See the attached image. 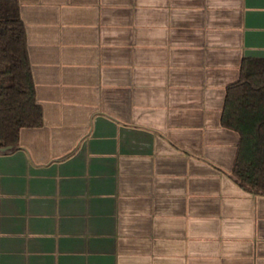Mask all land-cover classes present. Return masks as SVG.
<instances>
[{"label":"crops","instance_id":"1","mask_svg":"<svg viewBox=\"0 0 264 264\" xmlns=\"http://www.w3.org/2000/svg\"><path fill=\"white\" fill-rule=\"evenodd\" d=\"M43 125L0 150V264H264L227 90L264 0H7Z\"/></svg>","mask_w":264,"mask_h":264},{"label":"trees","instance_id":"2","mask_svg":"<svg viewBox=\"0 0 264 264\" xmlns=\"http://www.w3.org/2000/svg\"><path fill=\"white\" fill-rule=\"evenodd\" d=\"M223 122L240 134L232 174L247 188L264 193V60L249 59L230 85ZM43 125L27 55L25 27L18 5L0 0V147H19L25 127Z\"/></svg>","mask_w":264,"mask_h":264},{"label":"water","instance_id":"3","mask_svg":"<svg viewBox=\"0 0 264 264\" xmlns=\"http://www.w3.org/2000/svg\"><path fill=\"white\" fill-rule=\"evenodd\" d=\"M0 150H1V151H7L8 148H7V147H0Z\"/></svg>","mask_w":264,"mask_h":264}]
</instances>
